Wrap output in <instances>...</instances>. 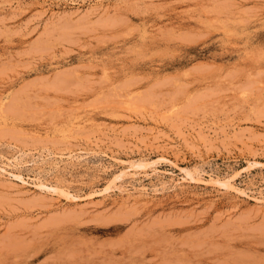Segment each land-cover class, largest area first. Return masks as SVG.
Wrapping results in <instances>:
<instances>
[{
    "label": "rangeland",
    "instance_id": "374dc122",
    "mask_svg": "<svg viewBox=\"0 0 264 264\" xmlns=\"http://www.w3.org/2000/svg\"><path fill=\"white\" fill-rule=\"evenodd\" d=\"M0 113V264H264V0H0Z\"/></svg>",
    "mask_w": 264,
    "mask_h": 264
},
{
    "label": "bare ground",
    "instance_id": "6f19581e",
    "mask_svg": "<svg viewBox=\"0 0 264 264\" xmlns=\"http://www.w3.org/2000/svg\"><path fill=\"white\" fill-rule=\"evenodd\" d=\"M0 114H1V113H0ZM72 126H73V125H72ZM76 129H77V128H76ZM77 151H78V150H77ZM73 155H74V154H73ZM73 155H72V156H73ZM75 157H76V156H75ZM121 162H122V161H121ZM139 167H140V166H139Z\"/></svg>",
    "mask_w": 264,
    "mask_h": 264
}]
</instances>
